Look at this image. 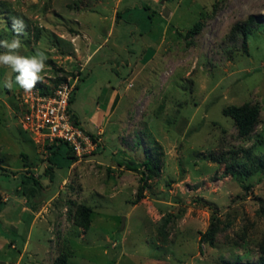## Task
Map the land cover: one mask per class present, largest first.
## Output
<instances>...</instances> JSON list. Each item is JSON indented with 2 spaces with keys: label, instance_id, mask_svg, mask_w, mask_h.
Wrapping results in <instances>:
<instances>
[{
  "label": "rangeland",
  "instance_id": "374dc122",
  "mask_svg": "<svg viewBox=\"0 0 264 264\" xmlns=\"http://www.w3.org/2000/svg\"><path fill=\"white\" fill-rule=\"evenodd\" d=\"M14 17L19 54L46 57L34 89L75 84L95 148L31 131L28 93L0 66V264H261L264 0H0V40ZM245 103L260 114L240 137L223 110Z\"/></svg>",
  "mask_w": 264,
  "mask_h": 264
},
{
  "label": "built area",
  "instance_id": "2783aa9c",
  "mask_svg": "<svg viewBox=\"0 0 264 264\" xmlns=\"http://www.w3.org/2000/svg\"><path fill=\"white\" fill-rule=\"evenodd\" d=\"M75 88V84L65 82L49 92L33 89L25 100L26 119L31 131L52 143H66L76 156L82 157L94 150L95 143L72 111Z\"/></svg>",
  "mask_w": 264,
  "mask_h": 264
},
{
  "label": "trees",
  "instance_id": "16d2710c",
  "mask_svg": "<svg viewBox=\"0 0 264 264\" xmlns=\"http://www.w3.org/2000/svg\"><path fill=\"white\" fill-rule=\"evenodd\" d=\"M255 23V18L254 16H250L248 18V21H245L240 27L241 32L243 34V47L246 50V44L248 41L249 36L251 35V32L253 30V24ZM202 27V22L198 21L195 23V25L187 32L188 35L192 36L195 35L200 31ZM77 90V87L75 88L74 94ZM46 91V90H44ZM74 94L72 95V100L73 102L74 99ZM224 114L227 116H230L234 119L236 123V127L238 130V135L240 137H247L250 135V133L253 131L254 126L256 125L258 118H259V107L257 105H252L250 103H245L243 105L237 106V105H231L226 108H224ZM77 118V116H76ZM78 121V120H77ZM94 140L95 137L90 134ZM238 161H235L234 163H237ZM233 163V164H234ZM238 164V163H237ZM144 166L146 167L147 170H150L151 173L154 172L155 166L152 163L150 158H147L144 161ZM227 171L230 172L232 175L235 176H243L245 175L246 172L241 171L240 169H237L235 165L229 164L227 166ZM256 171H263L264 172V160H261L257 166L255 167ZM146 174V172H145ZM3 203L0 200V208L2 207ZM91 214H92V209L88 206L81 205L78 209V214H77V225L79 227H83L84 229H87L90 225L91 221ZM217 232L216 224L214 223L202 236V240H207L209 242H213L215 233ZM261 249L264 254V243L261 245ZM56 264H66V257L63 255L58 259V262ZM261 264H264V255L261 257Z\"/></svg>",
  "mask_w": 264,
  "mask_h": 264
},
{
  "label": "clouds",
  "instance_id": "9594fccd",
  "mask_svg": "<svg viewBox=\"0 0 264 264\" xmlns=\"http://www.w3.org/2000/svg\"><path fill=\"white\" fill-rule=\"evenodd\" d=\"M11 27L16 38L11 42L0 40V47L7 50L0 53V66H6L17 73L16 83L25 93H31L37 83L42 82L44 79L42 73L45 70L46 57L43 52H37L36 55L31 57L19 54L21 48L19 37L25 34L24 20L19 17L12 18ZM5 86L10 87L7 83Z\"/></svg>",
  "mask_w": 264,
  "mask_h": 264
},
{
  "label": "water",
  "instance_id": "95a60500",
  "mask_svg": "<svg viewBox=\"0 0 264 264\" xmlns=\"http://www.w3.org/2000/svg\"><path fill=\"white\" fill-rule=\"evenodd\" d=\"M124 220H125V218H123V220H122V225H124Z\"/></svg>",
  "mask_w": 264,
  "mask_h": 264
},
{
  "label": "crops",
  "instance_id": "0c3cea01",
  "mask_svg": "<svg viewBox=\"0 0 264 264\" xmlns=\"http://www.w3.org/2000/svg\"><path fill=\"white\" fill-rule=\"evenodd\" d=\"M77 116V115H76Z\"/></svg>",
  "mask_w": 264,
  "mask_h": 264
}]
</instances>
